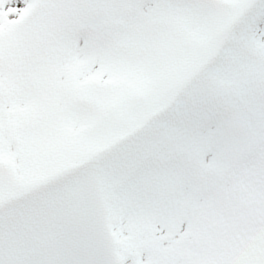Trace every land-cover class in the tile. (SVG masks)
I'll return each instance as SVG.
<instances>
[{"label":"snow or ice","instance_id":"6c2138e0","mask_svg":"<svg viewBox=\"0 0 264 264\" xmlns=\"http://www.w3.org/2000/svg\"><path fill=\"white\" fill-rule=\"evenodd\" d=\"M0 264H264V0H0Z\"/></svg>","mask_w":264,"mask_h":264}]
</instances>
